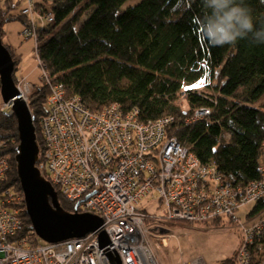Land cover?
Returning a JSON list of instances; mask_svg holds the SVG:
<instances>
[{
    "label": "trees",
    "instance_id": "16d2710c",
    "mask_svg": "<svg viewBox=\"0 0 264 264\" xmlns=\"http://www.w3.org/2000/svg\"><path fill=\"white\" fill-rule=\"evenodd\" d=\"M126 1L46 3L54 22L34 26L32 39L37 63L47 78L41 72L42 83L27 97L39 157L45 99L54 85H61L65 98H78L90 112L116 105L123 113L133 111L141 123L163 121L161 140H175L234 194H241L250 184H263L264 43H254L249 34L234 43L212 45L203 36L202 21L210 14L205 0H140L122 10ZM3 2L9 12L4 15L0 9L1 38L3 23L19 20L24 27L29 23L19 10L22 0ZM243 3L251 10L254 28L264 26V0ZM198 82L203 87L195 89L192 85ZM3 113L0 152L13 170L0 181L4 192L0 197L17 206L23 233L34 237L24 203L17 199L21 196L14 162L17 144H11L17 142L16 120ZM55 191L59 205L73 211L74 204ZM249 205L243 220L238 210L234 215L238 222L254 227L251 244L244 248L247 264H264V196L246 208ZM174 223L185 227V223ZM204 225L223 227L226 222L217 219ZM233 226L240 236L238 249L220 264H234L243 243L242 228Z\"/></svg>",
    "mask_w": 264,
    "mask_h": 264
},
{
    "label": "built area",
    "instance_id": "2783aa9c",
    "mask_svg": "<svg viewBox=\"0 0 264 264\" xmlns=\"http://www.w3.org/2000/svg\"><path fill=\"white\" fill-rule=\"evenodd\" d=\"M52 1L22 0L21 12L29 21L22 30L26 38H33L34 26L53 24L54 14L46 6ZM45 112L40 121L43 151L36 167L74 204L70 213L77 206L78 213L101 218L110 245L100 248L97 232L57 244L30 237L23 233L17 206L0 197V264H109L108 254L121 264H159L152 251L157 247L154 238L168 231V224H204L221 216L242 228L235 264H247L244 248L251 244L254 227L238 222L234 212L263 197L264 183L234 194L175 140H161L163 121L141 123L133 111L123 113L116 105L90 112L78 98H65L61 85L51 88ZM1 154L0 181L13 170ZM147 197L159 202L161 214L139 208ZM17 199L23 201L22 193ZM159 239L164 246L167 239Z\"/></svg>",
    "mask_w": 264,
    "mask_h": 264
},
{
    "label": "water",
    "instance_id": "95a60500",
    "mask_svg": "<svg viewBox=\"0 0 264 264\" xmlns=\"http://www.w3.org/2000/svg\"><path fill=\"white\" fill-rule=\"evenodd\" d=\"M14 61L0 37V97L10 106V115L16 119L19 144L14 156L15 174L22 193L25 213L36 237L48 244L81 239L97 232L100 248L110 241L103 230L102 220L96 215L65 211L58 203L57 193L36 167L39 148L36 142L32 116L26 102L13 81ZM109 264H121L120 259L108 254Z\"/></svg>",
    "mask_w": 264,
    "mask_h": 264
},
{
    "label": "rangeland",
    "instance_id": "374dc122",
    "mask_svg": "<svg viewBox=\"0 0 264 264\" xmlns=\"http://www.w3.org/2000/svg\"><path fill=\"white\" fill-rule=\"evenodd\" d=\"M3 1L4 0H0V9L3 10L2 13L5 15L9 11L7 9L8 7L4 6ZM12 1L15 3L18 0ZM139 1L140 0H127L123 4L121 9L124 10L129 6H134ZM22 8L23 2L22 4H20L19 10ZM35 21L37 22V24H39L36 18ZM43 24H45V21H43ZM23 27L24 26L22 25V23H20L19 20H11L3 23V25L1 26L3 31L1 41L3 45H6L8 47L13 56V60L16 62L15 65H17L16 70H14L15 80L13 79L15 87L19 91L20 95L24 92L28 97V95L32 92L33 87L35 85L39 86L40 83H42L41 78L39 77L40 73L42 72L44 80L47 78V75H45L44 68L40 65V63H37L34 50V39L26 38L24 34H22ZM212 84H214V82H212ZM192 86L195 87V89H200L202 85L201 82H198ZM21 98L23 99L22 96ZM3 104L11 111L10 106L3 103L0 97V116H3V112H6V115L10 116V113L5 110ZM182 104H184L183 100ZM13 118L15 119L14 116ZM1 142L6 141L1 140ZM12 143V146H16V144H19L18 135L17 142L14 140V142H11V144ZM8 147L9 145L7 144V148ZM138 206L147 214L162 213V206L159 204V202L152 201L149 197L142 200ZM251 207L252 205H249L247 208L245 206L244 208H241L236 212L241 220H243L242 213L244 211H248ZM219 219H222L224 222H226V225L223 227H206L201 223H185L183 224L185 227L181 228L177 227L174 224H171L168 231H162L157 234L156 238H154V240H157L155 244L157 245V247L154 246V249H152L151 246V249L154 252L159 264H193L192 262H188L197 257H202L206 264H220L223 261L232 258L234 254L229 239L232 238V232L235 229V226H233L232 224H228L229 219L225 216H221L218 218V220ZM201 228H203V230L205 231L198 233V230H195ZM234 232L235 234H237L236 231ZM188 235L191 236L192 242L189 241ZM160 237H162L163 240L167 239L164 246L161 245V240L159 239ZM152 240L153 239H151L150 242Z\"/></svg>",
    "mask_w": 264,
    "mask_h": 264
},
{
    "label": "clouds",
    "instance_id": "9594fccd",
    "mask_svg": "<svg viewBox=\"0 0 264 264\" xmlns=\"http://www.w3.org/2000/svg\"><path fill=\"white\" fill-rule=\"evenodd\" d=\"M210 10L202 21L203 36L215 46L234 43L251 34L254 43H264V26L254 28L251 10L243 0H205Z\"/></svg>",
    "mask_w": 264,
    "mask_h": 264
},
{
    "label": "crops",
    "instance_id": "0c3cea01",
    "mask_svg": "<svg viewBox=\"0 0 264 264\" xmlns=\"http://www.w3.org/2000/svg\"><path fill=\"white\" fill-rule=\"evenodd\" d=\"M187 228H188V227H187ZM176 230H181V229H176ZM195 230H198V233H201V232L205 231V230H203V228H201V229H195ZM234 231H235V229H234L233 232H232V238L229 239L230 242H231L232 248H233V254L236 253V251H237V249H238V246H239V240H240V236H239V234H235ZM188 238H189V241L192 242V238H191L190 235H188ZM198 258L201 260V262H202L201 264H206V263L204 262V260H203L202 257L194 258V259H192L191 261H189L188 263L192 262L193 264H196L195 262H196V260H197ZM215 262H216V261H215Z\"/></svg>",
    "mask_w": 264,
    "mask_h": 264
},
{
    "label": "bare ground",
    "instance_id": "6f19581e",
    "mask_svg": "<svg viewBox=\"0 0 264 264\" xmlns=\"http://www.w3.org/2000/svg\"><path fill=\"white\" fill-rule=\"evenodd\" d=\"M21 96V95H20ZM22 99V98H21ZM23 100L27 103V95L24 93V98Z\"/></svg>",
    "mask_w": 264,
    "mask_h": 264
}]
</instances>
